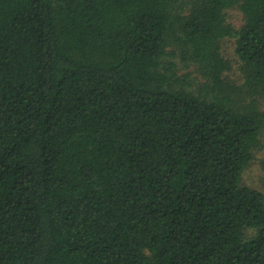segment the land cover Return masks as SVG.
<instances>
[{"label": "trees", "instance_id": "trees-1", "mask_svg": "<svg viewBox=\"0 0 264 264\" xmlns=\"http://www.w3.org/2000/svg\"><path fill=\"white\" fill-rule=\"evenodd\" d=\"M263 136L264 0H0V264H264Z\"/></svg>", "mask_w": 264, "mask_h": 264}, {"label": "rangeland", "instance_id": "rangeland-1", "mask_svg": "<svg viewBox=\"0 0 264 264\" xmlns=\"http://www.w3.org/2000/svg\"><path fill=\"white\" fill-rule=\"evenodd\" d=\"M228 21L232 23L237 28H240L243 23V15L238 9H231L228 12ZM236 39L227 38L223 41V54L231 61L233 70L231 72V78L236 80L238 83L242 81L240 70H239V60L236 54L235 44ZM264 144V136L262 139ZM244 181L248 185L262 191L264 193V148L259 149L255 152V160L248 170L244 174Z\"/></svg>", "mask_w": 264, "mask_h": 264}]
</instances>
